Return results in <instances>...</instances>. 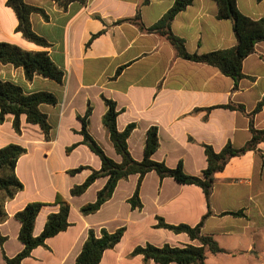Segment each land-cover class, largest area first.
<instances>
[{
    "label": "crops",
    "instance_id": "1",
    "mask_svg": "<svg viewBox=\"0 0 264 264\" xmlns=\"http://www.w3.org/2000/svg\"><path fill=\"white\" fill-rule=\"evenodd\" d=\"M23 1L43 11L44 16L32 14L30 24L48 47H38L22 37L7 0H0V43L47 52L63 79L56 83L34 75L27 81L21 68L0 64V81L19 86L25 94L47 92L57 99L54 106L39 107L50 126L48 140L24 116L19 133L13 129V116L6 115L0 123V149L10 144L26 149L14 168L22 190L4 203L7 219L0 224V264L23 248L18 241L20 223L14 215L27 204H40L33 228L37 237L48 216L58 212L61 201L69 205L70 226L47 239L45 247L34 249L21 264H74L89 230L98 236L102 229L114 233L121 228V241L103 253L99 264H156L131 253L148 244L199 247L186 234H174L158 224L194 227L208 212L200 234L211 236L220 252L206 251L204 264H264V139L254 150L231 158L215 174L208 205L199 187L159 178L154 171L140 184L139 209L132 210L129 203L137 175L119 181L111 198L94 214L82 215L80 209L94 203L106 178L97 179L80 196L70 195L91 170L101 166L99 158L82 143L81 119L88 110L87 133L108 158L121 162L102 124L108 109L105 101L113 103L117 111L119 132L133 126L127 147L137 162L143 159L150 129H155L158 138L152 160L169 169L181 164L188 176L200 177L206 169L205 147L215 153L227 146L243 148L251 140L250 125L264 130V105L252 117L247 115L264 98V41L244 59L243 77L235 82L212 66L177 57L164 38L145 30L175 0H86L85 4L71 3L64 11L52 0ZM235 1L242 15L264 20V0ZM137 15L139 21H133ZM170 30L190 55L228 50L236 44L231 21L217 18L212 0H193L174 17ZM229 106H242L245 113ZM80 168L84 169L75 172Z\"/></svg>",
    "mask_w": 264,
    "mask_h": 264
},
{
    "label": "trees",
    "instance_id": "2",
    "mask_svg": "<svg viewBox=\"0 0 264 264\" xmlns=\"http://www.w3.org/2000/svg\"><path fill=\"white\" fill-rule=\"evenodd\" d=\"M52 1L62 11L66 10L71 3H86V0ZM192 1L175 0L170 10L155 25L145 30L164 38L172 46L177 57L212 66L218 69L222 75L238 82L243 77L242 63L244 59L254 52L257 43L264 41V20L253 21L242 15L236 7L235 0H212L217 5V18L231 21L236 44L228 50L201 56L190 55L186 52L183 41L172 34L170 26L174 17L188 7ZM6 5L15 13L18 21L17 31L21 33L22 37L38 47L47 48L46 41L33 32L30 24V16L34 13L44 16L43 11L26 5L23 0H7ZM133 21H139L138 15ZM140 27L143 29L142 25ZM0 64L21 68L27 81H31L34 75H40L56 83H61L63 79V73L54 65L45 51H24L18 46L0 43ZM56 103V97L50 93L25 94L19 86L0 81V123L3 122L6 115L13 116L12 126L16 133H19L20 118L24 116L26 123L38 126L44 134V138L48 140L50 126L46 115L40 111L39 107L42 104L54 106ZM105 103L108 109L102 118V124L108 130L110 141L115 152L120 156L121 162L115 163L108 158L101 147L87 133L85 123L90 115V110H88L84 118L81 119L82 143L99 158L101 166L97 171L91 170V174L84 183L71 189L70 195L74 197L82 195L99 178H106L107 180L104 187L97 193L94 203L87 204L80 209L82 215L96 213L111 198L117 183L126 180L131 175H137L138 182L129 203L132 210L139 209L141 207L138 199L140 184L144 176L152 171L159 178L170 177L179 184L199 187L208 205L215 174L221 172L231 158L254 150L257 144L264 139V130H256L250 125L251 140L243 148L235 150L227 146L221 152L215 153L211 148L205 147L206 169L202 171L200 177L188 176L184 173L181 164L175 169H169L164 164L152 160V155L158 149V138L155 129H150L147 132L143 159L140 162L135 161L127 147V140L133 126L130 125L119 132L116 128L117 111L113 103L109 101H105ZM263 105L264 98L257 105L254 112L247 115L252 117ZM228 108L245 113L242 106H229ZM25 153L26 149L17 144H10L0 149V224L7 219L4 203L13 199L22 190V184L15 176L14 168L17 160ZM262 159L264 162L263 156ZM82 169L84 168H80L75 172ZM59 204L58 212L48 216L43 231L37 237L33 236V228L41 209L40 204H27L14 215V218L20 223L18 241L23 248L13 258L4 257V264H21L24 259L30 257L34 249L45 247L47 239L64 232L70 226L68 222L69 205L64 201L59 202ZM207 215H209V212ZM207 215L194 227L187 225L171 226L163 222L158 224L159 228L169 230L174 234H186L191 241H198L200 243L199 247L188 245L177 248L164 245L157 248L148 244L144 247L134 248L131 255L142 256L144 260H152L156 264H204L206 251L211 254L220 252L211 236L200 234ZM123 234V228L114 233H108L102 229L98 236L93 230H89L74 264H99L103 253L106 250L113 249L121 241ZM0 242L2 243L1 238Z\"/></svg>",
    "mask_w": 264,
    "mask_h": 264
}]
</instances>
